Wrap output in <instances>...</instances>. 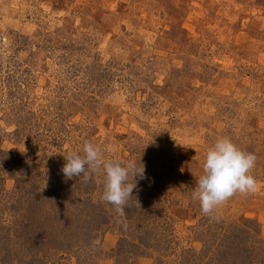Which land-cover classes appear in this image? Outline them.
I'll list each match as a JSON object with an SVG mask.
<instances>
[{
	"label": "rangeland",
	"instance_id": "374dc122",
	"mask_svg": "<svg viewBox=\"0 0 264 264\" xmlns=\"http://www.w3.org/2000/svg\"><path fill=\"white\" fill-rule=\"evenodd\" d=\"M224 137L257 157V191L205 215L192 194L207 150ZM0 138L27 171L15 181L0 171L8 219H27L8 210L16 190L44 191L50 181L86 188L92 212L103 206L110 216L92 235L96 248L75 244L71 264H169L200 252L197 227L243 219L264 239V0H0ZM89 142L107 161L144 165V178L130 174L128 183L150 195L168 245L134 257L127 239L114 254L121 222L101 199L103 170L72 179L61 171ZM74 224L77 241L83 230Z\"/></svg>",
	"mask_w": 264,
	"mask_h": 264
},
{
	"label": "trees",
	"instance_id": "16d2710c",
	"mask_svg": "<svg viewBox=\"0 0 264 264\" xmlns=\"http://www.w3.org/2000/svg\"><path fill=\"white\" fill-rule=\"evenodd\" d=\"M16 157L2 150L0 138V171H6L14 181L27 175L25 164L20 160L17 162ZM89 193L86 188L68 187L62 181L56 184L50 181L44 191L35 188L16 190L9 199L12 205L8 210L27 215V219L22 221L19 217L11 218V215L8 219L6 214L0 213V264H71L70 254L76 248L75 244L81 248H96L97 243L91 239L102 227L109 225L110 216L101 214L103 206L99 213L92 212L94 207H89L86 197ZM149 197L143 191H133L123 207V213H118L122 237L114 251L117 257L124 253L127 239L136 243L129 244L136 248L135 253L128 252L134 257L144 255V250L150 247L168 245L162 243L160 232L164 231L159 226V212L149 209ZM65 201L70 204L62 205ZM47 203L52 209L46 211ZM39 204L42 206L39 207ZM91 212L98 215L90 218ZM58 221L63 226L60 232L54 228V223ZM72 223H76L75 227L80 225L83 230L77 241L72 239L69 230ZM259 228L256 221L249 219L228 228L203 231L201 227L198 231L197 227L202 243L200 252L184 251L179 255V261L169 264H264V239L260 237ZM150 244H154L153 247ZM89 261L84 262L89 264Z\"/></svg>",
	"mask_w": 264,
	"mask_h": 264
},
{
	"label": "clouds",
	"instance_id": "9594fccd",
	"mask_svg": "<svg viewBox=\"0 0 264 264\" xmlns=\"http://www.w3.org/2000/svg\"><path fill=\"white\" fill-rule=\"evenodd\" d=\"M84 155L70 153L64 157L66 163L61 169L67 179L73 177L88 178L102 169L105 174V189L101 199L123 213V207L132 196L133 185L128 183L130 174L144 178L145 167L140 163L121 165L105 160L102 149L93 143H85ZM195 158V157H194ZM257 157L241 151L229 138H219L205 155L202 164L203 174L192 194L198 200L201 211L210 215L217 207L234 195H248L257 191V181L250 170L255 166Z\"/></svg>",
	"mask_w": 264,
	"mask_h": 264
}]
</instances>
